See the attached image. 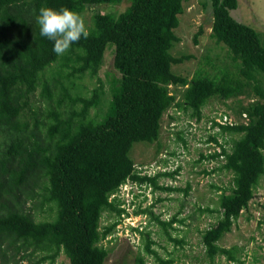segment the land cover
<instances>
[{"label": "trees", "instance_id": "trees-1", "mask_svg": "<svg viewBox=\"0 0 264 264\" xmlns=\"http://www.w3.org/2000/svg\"><path fill=\"white\" fill-rule=\"evenodd\" d=\"M121 1L0 0V257L5 262L14 250L22 258L38 253L43 261L63 253L69 264H104L108 252L100 240L119 219L101 230V216L108 211L120 217L136 197L125 202L122 186H156L157 176L172 175L140 174L130 155L133 145L158 140L161 118L170 107L190 110L199 120L209 98L238 96L251 82L253 98L240 109L246 122H213L238 137L229 150L220 144L208 155L222 157L217 168L232 177L229 192L219 195L215 223L200 232L202 264H215L220 256L243 264L237 255L242 248L219 241L248 208L264 176V45L258 32L230 14L237 0H202L212 8L210 35L238 61L237 74L222 70L210 76L199 68L188 80L172 71L184 57L171 54L179 41L174 32L178 15L188 0H130L117 14L97 11L87 27L89 37H81L63 56L53 52L54 42L41 36L36 23L41 6L68 7L82 15L86 7ZM201 33L199 28L195 43ZM109 43L120 76L112 78L107 110L95 121L90 110L100 102L101 86L89 95L71 90L78 88L75 79L97 76ZM171 84L185 86L181 101L169 91ZM38 88L45 108L34 103ZM35 200L47 203L46 219L36 221L26 207ZM155 219L164 228L184 220ZM144 252L161 264L173 261L160 258L148 243ZM135 262L147 264L142 254Z\"/></svg>", "mask_w": 264, "mask_h": 264}, {"label": "rangeland", "instance_id": "rangeland-1", "mask_svg": "<svg viewBox=\"0 0 264 264\" xmlns=\"http://www.w3.org/2000/svg\"><path fill=\"white\" fill-rule=\"evenodd\" d=\"M129 4L130 0H122L115 4L104 3L86 7L82 12L86 27L92 24L95 12L117 14ZM230 14L239 22L253 27L264 45V0H237V6L230 10ZM178 20L179 24L174 32L179 41L172 47L171 54L174 57L183 56L184 60L172 64V71L175 74L182 75L188 80L199 68L210 76L219 74L222 70L237 74L238 61L232 59L224 43H217L210 35L212 25L210 2L205 4L202 0L184 2L183 12L178 15ZM199 28L202 33L195 43L194 35ZM110 44L104 51L97 76L90 78L86 75L75 79L78 88L71 90L73 93L89 95L93 87L101 86L100 102L90 110V116L95 121H99L107 110L111 98L112 78L120 76L113 66L114 44ZM251 86V82L247 83L240 95L225 100L209 98L202 107L199 120H196L190 110L172 106L161 118L158 140L133 145L130 155L140 174L152 176L157 173H172V175L157 176L156 186L151 183L122 186L120 194L126 198L125 202L130 203L132 198L136 197L134 203L126 207L120 217L108 211L101 216V230L119 219L111 233L100 240V244L108 252L104 264H136L135 258L138 254L144 256L147 264H161L159 260L145 255L147 243L160 258H171L173 261L169 264L203 263L200 232L215 223L219 212V195L223 191L229 192L232 177L230 171L217 168L223 163L222 157L210 158L208 155L218 152L220 144L229 150L231 140L238 137L236 134L221 132L213 122L220 123L218 118H222L224 114L232 123L246 122V117L240 113V109L253 98ZM168 89L175 96V101H181L185 86L171 84ZM38 93L39 88L33 97L34 103L45 108L46 104ZM168 187L174 189L168 190ZM26 207L36 221L46 219L47 203L40 205L39 201L35 200L29 202ZM205 208L212 211H202ZM124 214L126 215L123 216ZM174 216L184 220L182 223L173 222L170 228H164L155 219L158 217L161 221H169ZM166 232L173 238L181 240V243L169 240ZM219 244L224 247L242 248L237 255L243 264H264V176L260 178L248 208L242 210ZM34 263L69 264L63 253L53 260L47 258L43 261H40L38 253L22 258V253H15L14 250L9 251L5 262L0 257V264ZM215 264L236 263L220 256Z\"/></svg>", "mask_w": 264, "mask_h": 264}, {"label": "clouds", "instance_id": "clouds-1", "mask_svg": "<svg viewBox=\"0 0 264 264\" xmlns=\"http://www.w3.org/2000/svg\"><path fill=\"white\" fill-rule=\"evenodd\" d=\"M36 23L39 25L41 36L54 42L53 52L57 56H63L72 44L78 42L81 37L87 39L90 35L85 18L68 7L56 9L41 6Z\"/></svg>", "mask_w": 264, "mask_h": 264}, {"label": "built area", "instance_id": "built-area-1", "mask_svg": "<svg viewBox=\"0 0 264 264\" xmlns=\"http://www.w3.org/2000/svg\"><path fill=\"white\" fill-rule=\"evenodd\" d=\"M218 121L222 124H233L230 118H228L225 114L222 116V118H218Z\"/></svg>", "mask_w": 264, "mask_h": 264}]
</instances>
